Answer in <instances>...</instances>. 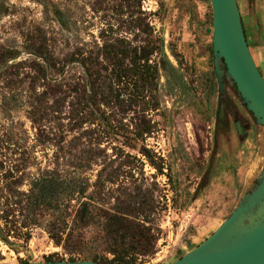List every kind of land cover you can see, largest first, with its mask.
Returning <instances> with one entry per match:
<instances>
[{
  "label": "rangeland",
  "instance_id": "374dc122",
  "mask_svg": "<svg viewBox=\"0 0 264 264\" xmlns=\"http://www.w3.org/2000/svg\"><path fill=\"white\" fill-rule=\"evenodd\" d=\"M236 5L264 79V0ZM211 16L209 0H0V176L75 169L110 188L109 206L129 193L152 201L155 253L136 264H167L205 240L264 168V129L225 77L218 93ZM109 46L151 50L148 91L140 74L111 72ZM48 256L69 257L41 229L16 251L0 242V264Z\"/></svg>",
  "mask_w": 264,
  "mask_h": 264
},
{
  "label": "trees",
  "instance_id": "16d2710c",
  "mask_svg": "<svg viewBox=\"0 0 264 264\" xmlns=\"http://www.w3.org/2000/svg\"><path fill=\"white\" fill-rule=\"evenodd\" d=\"M150 55L151 50L144 47L137 53L136 48L109 46L104 59L113 74H140L148 91L158 74L157 65L149 63ZM75 62L84 74H100L90 69L86 60L71 63ZM140 153L150 162L145 150ZM156 168L161 172V167ZM106 187L98 178L90 185L75 169L38 167L26 175L5 172L0 176V242L16 251L27 243L34 229H41L69 255L67 261L136 264L139 258L152 256L157 241V234L147 225L148 217L155 213L152 201L129 193L109 206L111 190ZM92 227H97L96 236L85 240L84 231ZM88 245L98 249L100 255L84 252ZM45 261L63 259L48 256Z\"/></svg>",
  "mask_w": 264,
  "mask_h": 264
},
{
  "label": "water",
  "instance_id": "95a60500",
  "mask_svg": "<svg viewBox=\"0 0 264 264\" xmlns=\"http://www.w3.org/2000/svg\"><path fill=\"white\" fill-rule=\"evenodd\" d=\"M209 4L212 67L218 93L223 92L225 77L234 86L256 125L264 129V79L245 42L236 0H209ZM220 107L219 99L218 113ZM234 123L240 134L239 122ZM26 264L99 263L49 261ZM167 264H264V168L253 189L241 197L228 217L205 240Z\"/></svg>",
  "mask_w": 264,
  "mask_h": 264
},
{
  "label": "flooded vegetation",
  "instance_id": "af4514ba",
  "mask_svg": "<svg viewBox=\"0 0 264 264\" xmlns=\"http://www.w3.org/2000/svg\"><path fill=\"white\" fill-rule=\"evenodd\" d=\"M240 15V14H239ZM255 15V19L257 20V18H256V13L254 14ZM240 20H241V25H242V29H243V23H242V19H241V16H240ZM243 34H244V30H243ZM244 38H245V42H246V37H245V34H244ZM246 44H247V42H246ZM247 47H248V45H247ZM248 50H249V53H250V55H251V51H250V49H249V47H248ZM251 57H252V55H251ZM252 59H253V57H252ZM253 61H254V59H253ZM254 63H255V61H254ZM255 65H256V63H255ZM221 102V101H220ZM221 108V107H220ZM239 122V121H238ZM239 125H240V123H239ZM234 127H235V123H234ZM235 130H236V127H235ZM237 132V131H236Z\"/></svg>",
  "mask_w": 264,
  "mask_h": 264
}]
</instances>
